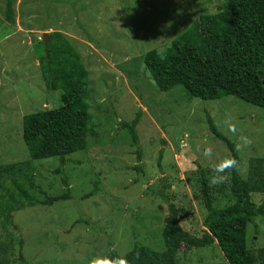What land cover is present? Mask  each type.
<instances>
[{"label": "rangeland", "instance_id": "374dc122", "mask_svg": "<svg viewBox=\"0 0 264 264\" xmlns=\"http://www.w3.org/2000/svg\"><path fill=\"white\" fill-rule=\"evenodd\" d=\"M222 1L225 0H17L15 26L5 22L0 1V164L29 157L19 132L22 117L60 104L59 91L46 87L35 61L43 48L34 34L48 27L47 34L61 32L88 73L87 102L93 131L85 155L68 157L72 162L64 167L71 199L17 214L23 223L17 226L23 240V257L29 264H64L71 254V264H105L106 234L113 244L110 250L120 255L129 251L134 238L141 245L159 250L166 204L145 195H149L148 187L160 190L163 180L168 185L166 199L186 211L182 213L184 219L180 218L181 228L200 236L202 190L192 185L201 178V170L208 173L229 158L227 149L210 135L202 108L213 112L219 131L236 145L241 176H245L250 158L264 159V109L235 97L187 101L180 86L161 92L143 63L146 53L164 52L192 20L215 13ZM23 38L29 42L26 44ZM139 112V162L147 172L142 182L136 183L130 168L142 166L126 135L120 136L119 124L130 123ZM243 144L248 150L242 149ZM208 149L212 154L205 156ZM34 165L36 184L49 196L60 195V177L52 174L59 159ZM96 179L100 180L98 191L81 199ZM216 187L223 185H213V190ZM142 197L150 199L144 201ZM117 202L128 210L127 215L117 218L121 221L118 225L111 216ZM137 213L144 217H137ZM81 217L98 221L105 228L99 235L102 248L93 239L94 230L86 233L82 225L72 227L65 235L72 222ZM251 235L254 236L248 233V245L251 247L252 239V249L264 248V235ZM96 255L100 257L94 259ZM189 260L227 264L217 247L195 252Z\"/></svg>", "mask_w": 264, "mask_h": 264}, {"label": "trees", "instance_id": "16d2710c", "mask_svg": "<svg viewBox=\"0 0 264 264\" xmlns=\"http://www.w3.org/2000/svg\"><path fill=\"white\" fill-rule=\"evenodd\" d=\"M0 1L3 3L5 22L15 26L17 0ZM191 22L186 31L166 45L164 52L153 50L144 55L143 63L155 87L166 93L180 86L187 101L211 102L235 97L255 108L264 109V0H225L217 6L215 13L202 15ZM48 28L38 32L45 33ZM67 40L57 30L48 34L46 46L44 41L37 40L43 51L35 61L46 87L59 91L60 104L54 109L45 108L24 115L19 132L29 157L20 162L0 164V264H29L23 257V240L19 238L17 227L23 223L17 214H23L28 208H45L70 200V186L64 167L72 162L68 157L76 153L85 155L89 148L88 137L93 128L87 102L90 98L87 93L88 73ZM201 114L210 135L227 149V163L230 160L237 163L225 169L227 179L222 183L223 187L215 188L217 190H213V185L208 182L213 169H209L208 173L201 170V178L194 180L197 182L192 187L199 185L201 188L199 204L204 207L200 236L181 228L180 218L184 219L182 213L186 211L176 208L166 199L164 191L168 185L163 180L160 190L148 187L149 195L144 194L166 204L167 215L160 232L161 248L156 250L141 245L133 241L134 238L129 251L120 255L110 250L113 244L106 234L103 237L107 240L105 264H114L120 258H126L128 264H199L189 260V255L215 247L227 264H264V248L252 249V239L251 247L248 245V233L256 237L264 235V159L250 158L245 176H241L238 171L241 159L236 145L219 131L213 112L202 108ZM140 117L139 112L130 123L119 124L120 136L126 135L135 149L137 162L142 166L130 168L136 183L142 182L147 172L139 162L142 148L136 126ZM242 146L243 150L248 147ZM162 154L161 149L158 151L159 168ZM53 158L59 159V165L52 174L60 177L63 186L62 193L57 196L47 195L35 181L34 164ZM75 163L81 164L78 160ZM193 163L198 166L197 162ZM99 182L96 179L93 188L81 199L92 197L98 191ZM193 195L196 196V190ZM127 214L128 210L117 202L112 209V222L118 225L121 221L117 218ZM140 217L144 216L141 214ZM76 225L86 228V233L94 230L93 239L101 243L102 248L103 241L99 235L105 228L101 223L81 217L72 222L65 235ZM98 255L94 259L100 257ZM72 259L74 256L71 254L63 263L71 264Z\"/></svg>", "mask_w": 264, "mask_h": 264}, {"label": "clouds", "instance_id": "9594fccd", "mask_svg": "<svg viewBox=\"0 0 264 264\" xmlns=\"http://www.w3.org/2000/svg\"><path fill=\"white\" fill-rule=\"evenodd\" d=\"M40 34H44V33H40ZM37 39H41V38H37ZM211 154H212V150L211 149L206 150L205 153H204L205 156H209ZM236 163L237 162L235 160H230L227 164H220L217 167H215L212 170V176H211V179H210V183L212 185H220V184L224 183L226 181V179H227L226 175L224 174L225 173V169L234 167L236 165ZM204 250H206V249H204ZM114 264H128V261H127L126 258H120V259L115 260Z\"/></svg>", "mask_w": 264, "mask_h": 264}, {"label": "water", "instance_id": "95a60500", "mask_svg": "<svg viewBox=\"0 0 264 264\" xmlns=\"http://www.w3.org/2000/svg\"><path fill=\"white\" fill-rule=\"evenodd\" d=\"M34 37L35 38H41V40L44 41V44L46 46V43L48 42V34L44 33V34H40V33H35L34 34ZM23 41L27 44L29 41H28V38H23Z\"/></svg>", "mask_w": 264, "mask_h": 264}, {"label": "crops", "instance_id": "0c3cea01", "mask_svg": "<svg viewBox=\"0 0 264 264\" xmlns=\"http://www.w3.org/2000/svg\"><path fill=\"white\" fill-rule=\"evenodd\" d=\"M37 33V32H36ZM38 33H40V32H38Z\"/></svg>", "mask_w": 264, "mask_h": 264}]
</instances>
